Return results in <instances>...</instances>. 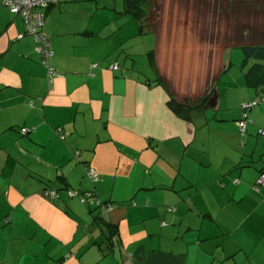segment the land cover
Listing matches in <instances>:
<instances>
[{
    "label": "crops",
    "instance_id": "1",
    "mask_svg": "<svg viewBox=\"0 0 264 264\" xmlns=\"http://www.w3.org/2000/svg\"><path fill=\"white\" fill-rule=\"evenodd\" d=\"M91 2L47 11L59 74L49 85L34 39L19 38L22 18L0 0V264H264V187L253 188L264 109L246 137L237 125L264 91L247 70L220 88L226 66L205 108L182 120L157 65L149 73L132 53L124 64L123 44L93 40L104 15Z\"/></svg>",
    "mask_w": 264,
    "mask_h": 264
},
{
    "label": "rangeland",
    "instance_id": "2",
    "mask_svg": "<svg viewBox=\"0 0 264 264\" xmlns=\"http://www.w3.org/2000/svg\"><path fill=\"white\" fill-rule=\"evenodd\" d=\"M90 1L94 6L98 2L104 15L89 21L95 30L93 40L108 42L110 48L114 41L123 44L117 54L123 53L124 64L125 56L132 53L152 73L148 53L157 36L155 65L174 100L182 105L195 104L205 96L226 66L231 64L232 74L223 76L220 88L242 75V47H264V0H147L145 22L125 12L126 0ZM97 25L102 26L100 36ZM131 42L136 47L129 49Z\"/></svg>",
    "mask_w": 264,
    "mask_h": 264
},
{
    "label": "trees",
    "instance_id": "3",
    "mask_svg": "<svg viewBox=\"0 0 264 264\" xmlns=\"http://www.w3.org/2000/svg\"><path fill=\"white\" fill-rule=\"evenodd\" d=\"M146 2H147V0H126V8H127L126 13L132 14L133 18L137 19L138 21L145 22L144 19L146 18L147 15L143 9V6L146 4ZM60 5L61 4H58L57 6H60ZM55 6L56 5H52L45 10L44 27H45V22H46L47 11L50 8H53ZM24 27H25V25H24ZM44 27L42 29L43 31H44ZM145 29H146V26L143 24L142 31H146ZM22 35H23L22 38L29 36V35H27L26 28H25L24 34H22ZM22 38H20V39H22ZM48 39H49V42H50L52 50H53V46H52V43L50 41L49 36H48ZM35 43H36V41H35ZM36 47H37V43H36ZM241 50L244 52V55H245V59H244L243 64H242V70L243 71L247 70V73L245 74V78L247 79V82L249 84H251L252 88H254L255 90H263L264 91V47H261V48L260 47H258V48H256V47H242ZM53 56H54V50H53ZM149 62L154 68L156 67L155 57H154L153 51L149 53ZM230 67H231V64L229 65V67H227V69H229ZM256 99L264 100V94L261 96H257L253 100L246 102V103H250L252 101H255ZM208 101H209V94H206L202 98L198 99L197 103H195V104H186V105L179 104L174 100V98H172V99H170L168 106L170 107V109L172 110V112L176 116H178L182 120L190 122L192 120L193 113L197 112L198 110H202L203 108H205ZM241 106H240V118L237 121V125H238V128H239L242 136L246 137L248 134V127L253 124V121L251 120V117H250L251 112L258 109V108L264 109V102L261 103L260 105L256 106V107H254V108L247 110V111L246 110L243 111ZM240 122H244L246 124V129L244 132H242L240 129V126H239ZM261 132L264 133V130L263 129L259 130L258 135L260 137L264 136V134H262ZM260 172L261 173H260L259 178L261 177V175H264V170H261ZM256 186H257V184H256ZM262 187H264V186H262ZM262 187L259 186L258 187L259 190H257L256 188H254V189H255V191H260L262 189Z\"/></svg>",
    "mask_w": 264,
    "mask_h": 264
},
{
    "label": "built area",
    "instance_id": "4",
    "mask_svg": "<svg viewBox=\"0 0 264 264\" xmlns=\"http://www.w3.org/2000/svg\"><path fill=\"white\" fill-rule=\"evenodd\" d=\"M3 2V5L6 6L10 12L14 15L20 16L22 20L24 21V25L27 31V35L34 38V40L37 43L36 52L40 55L41 63L42 65L47 69V78L49 85H52L54 80L59 76V74L56 72V70L50 66V60L53 57V50L51 47V44L49 42L47 34L42 30L44 27V18H45V10L52 6V5H58L61 4L65 0H1ZM23 35H20L19 38H22ZM111 71H119L120 65L119 64H113L110 66ZM264 100L262 99H256L255 101H252L250 103H243L241 108L242 110H249L251 108H254L261 103H263ZM240 129L242 132L246 129V124L244 122L239 123ZM30 131L28 129H22L21 133L23 135H28ZM264 134L263 132H261ZM64 139V137L62 136ZM79 154L77 155V157ZM89 175H95L93 171ZM264 186V175H261V177L258 180L257 187ZM48 197L52 202H57L61 200L60 194L57 191L49 190L47 192ZM91 196V195H90ZM87 194L82 197L80 200L83 203H86ZM95 198V197H94ZM96 202V200H94ZM100 210H102L105 213H108L111 209L106 204H102L100 202H97L95 205Z\"/></svg>",
    "mask_w": 264,
    "mask_h": 264
},
{
    "label": "clouds",
    "instance_id": "5",
    "mask_svg": "<svg viewBox=\"0 0 264 264\" xmlns=\"http://www.w3.org/2000/svg\"><path fill=\"white\" fill-rule=\"evenodd\" d=\"M58 192V191H57ZM61 201V200H60Z\"/></svg>",
    "mask_w": 264,
    "mask_h": 264
}]
</instances>
